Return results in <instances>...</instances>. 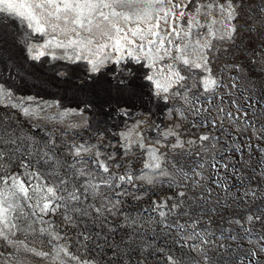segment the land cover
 I'll return each instance as SVG.
<instances>
[{
    "label": "snow or ice",
    "instance_id": "1",
    "mask_svg": "<svg viewBox=\"0 0 264 264\" xmlns=\"http://www.w3.org/2000/svg\"><path fill=\"white\" fill-rule=\"evenodd\" d=\"M245 2L256 0H0V12L27 21L28 59L71 50L70 61L87 65L74 86L102 98V108L115 101L129 116L125 98L147 88L149 102H171L169 115L179 118L147 145L136 131L146 119L120 133L125 155L135 146L148 157L137 175L117 171L115 155L97 145L62 148L54 135L38 138L0 117V241L49 257L16 239L38 232L56 242L57 264H148L161 255L166 264H264V39L247 49L236 43ZM249 12V33L264 27V0ZM32 35L45 39L28 43ZM223 44L239 49L246 64L214 71L217 54L233 55ZM132 64L145 69L143 83ZM11 96L0 84V98ZM83 103L72 113L94 107L92 99ZM23 104L10 106L36 118ZM157 186L168 189L162 198ZM150 191L149 208L125 209ZM69 231L87 256L69 248Z\"/></svg>",
    "mask_w": 264,
    "mask_h": 264
},
{
    "label": "rangeland",
    "instance_id": "2",
    "mask_svg": "<svg viewBox=\"0 0 264 264\" xmlns=\"http://www.w3.org/2000/svg\"><path fill=\"white\" fill-rule=\"evenodd\" d=\"M261 0H256L251 6L245 2L241 10V16L238 19V39L236 41L242 48L255 47L264 39V27L256 25L249 33V19L251 13L249 7L256 8L260 6ZM236 23V22H234ZM259 28V31H257ZM26 34H31V30L27 27V21L13 13L0 12V84L8 89L12 96L11 99L0 98V117L9 119L15 126H18L24 132H32L38 138H46L45 134L49 133L56 137L57 143L63 148L64 143H86L89 145H97L100 151L107 154H114L116 162L121 164V169L133 171L139 175L143 169V165L148 159L146 153H142L138 147L125 155L124 150L120 147L122 143L120 133L127 132L132 128L137 119H146V123L136 131L142 133L144 143H154L157 139L163 140V133L173 126L174 120L179 118L169 115V108L173 105L169 102L165 105L163 100L151 99L149 102L148 89L143 92L138 90L137 95L131 98H125L131 106L129 116H122L116 110L121 105L115 101L112 103L111 109L107 106L101 107L102 98H93L87 92L79 91L74 85L80 83L85 77L86 62H72L67 57L73 55L71 50L51 49L50 54L41 57L39 61L28 59L25 44ZM45 37L32 35L28 43L38 44L43 42ZM217 47H221L217 44ZM223 48H227L229 53L217 54V58L213 62L214 71L223 69L226 63H240L245 65V58L241 51L229 44H223ZM58 57L53 59L52 56ZM131 69L135 71L137 81H141V77L145 69L139 68L138 65L132 64ZM107 71V69H105ZM253 74L259 69H253ZM59 73L66 75L60 76ZM28 97L34 100L28 101ZM92 99L94 107L84 111L83 116L73 114L71 110L84 107V101ZM23 100V106L30 107L37 113V117L33 120H27L20 110L12 108L11 104L20 103ZM123 101L121 102V104ZM9 105V106H5ZM47 105H53L47 107ZM40 108L44 111L41 112ZM67 114L61 116L58 120L52 119L58 113L65 112ZM139 114V115H138ZM38 125L32 128L31 125ZM70 124H77L78 127H68ZM132 138H136V132L132 133ZM171 139V138H169ZM103 159V157H102ZM111 163V162H110ZM137 183H140L137 181ZM156 196L163 197L168 191L166 187L157 186L154 190ZM149 197H153V192H149L139 201H131L125 204V209L136 215V212L149 208ZM130 199V198H129ZM146 218V217H145ZM55 219V218H53ZM59 223V221H56ZM16 239L23 240L29 247L35 248L37 251L50 252L49 257H41L32 255L23 250L16 251L15 248L9 247L0 241V252L4 253L0 257V264H57L53 257L55 256V243L49 244L48 237L38 232H20L17 233ZM61 244L64 241L60 242ZM167 242L162 241L164 246ZM67 244L73 252H77L80 246L77 244L75 231L68 232ZM9 253H14L9 257ZM78 254L87 256L88 253L80 249ZM148 264H166L164 255L158 259L152 258Z\"/></svg>",
    "mask_w": 264,
    "mask_h": 264
}]
</instances>
